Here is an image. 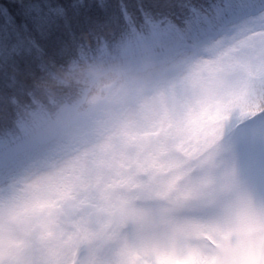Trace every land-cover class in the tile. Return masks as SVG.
I'll return each mask as SVG.
<instances>
[{
	"label": "rangeland",
	"instance_id": "374dc122",
	"mask_svg": "<svg viewBox=\"0 0 264 264\" xmlns=\"http://www.w3.org/2000/svg\"><path fill=\"white\" fill-rule=\"evenodd\" d=\"M240 23L110 84L121 116L80 115L65 144L0 179V249L17 240L0 264H264V121L234 125L256 107L253 89L235 93L264 73V11ZM60 243L69 260L49 263Z\"/></svg>",
	"mask_w": 264,
	"mask_h": 264
},
{
	"label": "trees",
	"instance_id": "16d2710c",
	"mask_svg": "<svg viewBox=\"0 0 264 264\" xmlns=\"http://www.w3.org/2000/svg\"><path fill=\"white\" fill-rule=\"evenodd\" d=\"M84 2L92 6L93 15L87 23L83 17H73L72 0H0V10L5 12L0 16V179L15 170L22 177L23 169L35 165V157L41 151H51L62 137L74 135L75 121L87 107L81 100L89 95L86 91L93 81L107 84L113 80L108 77L118 70L123 78L143 73V67L128 68L129 63L152 53L177 49L198 38H211L209 33L224 27L226 21L232 22L234 16L250 12L264 0ZM59 5L69 9L71 34L64 33L40 59L35 54L11 51L17 43V32L21 38L35 34L37 10L43 15L49 7ZM24 23L28 32L24 31ZM251 83L256 85L252 101L260 106L259 112L264 110V75L252 78ZM62 118L65 120L61 121ZM56 121H61L56 131L60 135L54 138L57 142L51 140L45 148L36 145L31 150L24 149ZM6 157L9 159L5 160ZM62 206L66 203L62 202ZM31 208L19 214L21 225L28 224ZM51 230L53 234L55 229ZM10 242L0 249V256H6L7 249L15 251L17 240ZM31 243L36 245L37 241L33 239ZM32 248L31 244L26 246V250ZM69 254L72 250L61 246L56 259L48 262L68 261Z\"/></svg>",
	"mask_w": 264,
	"mask_h": 264
},
{
	"label": "snow or ice",
	"instance_id": "6c2138e0",
	"mask_svg": "<svg viewBox=\"0 0 264 264\" xmlns=\"http://www.w3.org/2000/svg\"><path fill=\"white\" fill-rule=\"evenodd\" d=\"M103 6L101 5V9ZM71 9L73 17L80 18L87 23L93 13L92 6L86 4L84 0H72ZM38 24L35 28V34L21 38L19 32L16 33L17 43L13 46V52H27L29 55L35 54L37 59L46 55L47 47L54 46L61 39L64 33L71 34L73 31V22L69 16V9L63 5L57 7H49L48 11L43 15H39ZM5 12L0 10V16H4ZM24 31L28 32V25L24 23Z\"/></svg>",
	"mask_w": 264,
	"mask_h": 264
}]
</instances>
